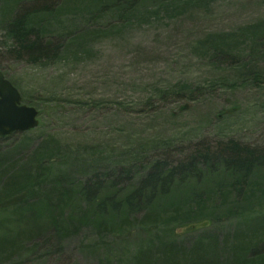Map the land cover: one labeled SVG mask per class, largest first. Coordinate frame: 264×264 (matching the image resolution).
<instances>
[{
    "label": "rangeland",
    "instance_id": "obj_1",
    "mask_svg": "<svg viewBox=\"0 0 264 264\" xmlns=\"http://www.w3.org/2000/svg\"><path fill=\"white\" fill-rule=\"evenodd\" d=\"M40 39L58 49L35 58ZM0 70L40 111L0 137V171L25 167L0 180V264H165L212 236L214 264H264V159L222 152L264 153V0H0ZM205 149L198 173L178 170ZM155 166L178 172L148 182ZM245 221L255 242L223 244Z\"/></svg>",
    "mask_w": 264,
    "mask_h": 264
},
{
    "label": "trees",
    "instance_id": "obj_2",
    "mask_svg": "<svg viewBox=\"0 0 264 264\" xmlns=\"http://www.w3.org/2000/svg\"><path fill=\"white\" fill-rule=\"evenodd\" d=\"M19 27H20V25H18L17 28L20 29ZM23 32L24 33H20V31H18V33L15 32V34H18L17 35L18 39L21 40L20 44H22V42H24L22 40H25V38L27 37L25 30ZM53 45H54V47H56L58 49L56 44H54L53 42L43 43V40L40 39L39 41L36 40L32 45L29 44V45L24 46V48H25V50H28V52L30 51L32 53V55L36 58V56L37 57L42 56L41 54H43V52H46V50L50 49L51 46H53ZM217 52H218L217 58L223 56V54L221 52L220 53H219V51H217ZM197 89H198V91H201V87L197 88ZM201 93L203 94V91H201L198 94L201 95ZM188 98L192 99V100L198 99V98H196V95L194 97H188ZM234 110L235 109L232 108V109L228 110L227 112L229 114H231V112ZM25 136H26V134H25ZM4 138H7V137H4ZM29 139H30L29 135L24 137L22 142H24L25 145L23 147L27 146V144L29 143ZM23 147H21V149ZM226 147H227V149L222 150V152L224 153L223 154L224 156L227 155L226 152H229V155H228L229 157L226 156L225 161L227 162V164H233L238 169H245V170L248 169L249 166L252 165V163L260 156H262V160L264 159V156H263L264 153L262 152V150L253 151V150L249 149L250 151H253V152H248L246 157H241L240 153L237 151L238 149L236 147H234L232 145H228ZM208 151H209V149H205L202 152L205 154L202 157H205V158H197V157H201V156L195 155V156H192L190 159H188L186 162L180 163L177 166V167H179L178 170H183V171H188V172L191 171L192 173H198L197 164H198V162H200L199 159L209 160L210 158H208V157H211V158L215 157V156H211V154H209V153L207 154ZM4 156H5V154H4ZM4 156H3V154H2V156L0 155V157H4ZM3 161L7 163L6 169H9L10 171L12 170L11 174H9L8 172L5 173L4 172L5 169L3 171L2 170L0 171V175H1L0 180H2L4 182H9L10 179H12L10 181V183H8V185H4V187L7 188V187L15 185L16 179L19 178L18 174L22 175L24 172V171H22V174H21V171L19 172L18 170L19 169L25 170V167L23 166L22 169L20 167L16 171L15 169L18 168L17 167L18 161L10 160V159L8 160L7 158H3ZM201 163H203V162H201ZM26 170H27V167H26ZM177 172L178 171L175 168L172 170L167 168L164 171L160 172L159 168L157 166H155L154 169L152 168V174H150L147 177V180H148V182L156 183L159 180V178L161 176H163L164 174H166V176H168V177H171V175H173V173H177ZM164 179L165 178H163V180ZM154 214L155 215H153V214L146 215L145 220H147V221L140 222V224L141 225L143 224L142 226H144V224H146L147 228H152L154 225L157 224L156 223L157 221H159L161 218H163L162 214H159V213H154ZM167 218H170V217H167ZM34 224H36V225H35V227L32 228L33 230L28 235H26L27 239H33V238L37 237V239L40 240V238L44 235V233L48 230V228H50L49 226H52L54 223H53V220L51 219L49 222L45 221V220H42V221L40 220L36 223L34 222ZM168 224H170V223H166V225H168ZM210 224H211V221L205 220V221H201V222H195V223L193 222L190 224H186V225L182 226L180 229H184V228L189 227L191 229L186 230V231H182V232L194 231V230H197V227H206V226H209ZM128 226H130V225H128ZM123 227H121V228H123ZM172 228H173V225H172ZM180 229H178L179 233H181ZM250 229L253 232L252 234L249 233ZM262 229L264 230V226H262ZM247 231H248V233H247ZM256 232H257L256 226L251 224L248 221H245L244 223H242L240 225V228L234 234H232L230 236H226L222 240V242H223V244L228 245V244L235 241L233 246H234V249H237L240 246H243L247 243L253 244L255 242ZM262 237H263V233H262ZM213 245L216 248L221 245V243L219 242V238H217V236H212L209 239H205L203 241H200L191 249H185L182 247L177 248L175 246H167L168 248H165L162 251V256H163L162 257V263H165V264H214V262L211 261L210 259H208L207 256L205 255L206 250L210 249V247H212Z\"/></svg>",
    "mask_w": 264,
    "mask_h": 264
},
{
    "label": "water",
    "instance_id": "obj_3",
    "mask_svg": "<svg viewBox=\"0 0 264 264\" xmlns=\"http://www.w3.org/2000/svg\"><path fill=\"white\" fill-rule=\"evenodd\" d=\"M38 115L36 107L22 104L19 89L0 70V136L37 127Z\"/></svg>",
    "mask_w": 264,
    "mask_h": 264
},
{
    "label": "bare ground",
    "instance_id": "obj_4",
    "mask_svg": "<svg viewBox=\"0 0 264 264\" xmlns=\"http://www.w3.org/2000/svg\"><path fill=\"white\" fill-rule=\"evenodd\" d=\"M37 108V107H36ZM187 109V108H186ZM37 110H38V108H37ZM39 111V110H38ZM39 113H40V111H39ZM39 126V125H38ZM37 126V127H38ZM37 127H35V128H37ZM35 128H33V129H35ZM32 129H30V130H28V131H31ZM28 131H16V132H28ZM16 132H14V133H16ZM14 133H11L10 135H12V134H14ZM199 228H201V227H197V229H199Z\"/></svg>",
    "mask_w": 264,
    "mask_h": 264
}]
</instances>
